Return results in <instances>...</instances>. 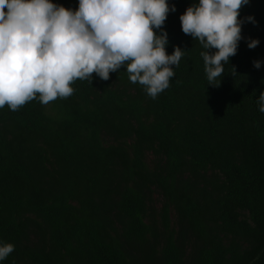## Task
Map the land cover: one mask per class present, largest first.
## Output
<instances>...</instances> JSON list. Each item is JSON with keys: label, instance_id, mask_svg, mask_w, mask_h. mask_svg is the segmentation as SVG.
Listing matches in <instances>:
<instances>
[{"label": "trees", "instance_id": "1", "mask_svg": "<svg viewBox=\"0 0 264 264\" xmlns=\"http://www.w3.org/2000/svg\"><path fill=\"white\" fill-rule=\"evenodd\" d=\"M192 2L168 0L166 51L186 50L155 99L122 67L0 108V264H264V0L241 8L219 87L181 30Z\"/></svg>", "mask_w": 264, "mask_h": 264}, {"label": "clouds", "instance_id": "2", "mask_svg": "<svg viewBox=\"0 0 264 264\" xmlns=\"http://www.w3.org/2000/svg\"><path fill=\"white\" fill-rule=\"evenodd\" d=\"M248 3L196 0L180 14L182 32L204 49L207 85L219 87L224 66L237 52L240 10ZM175 10L168 0H78L75 9L52 0H0V108L17 111L37 97L43 105L68 98L76 80L91 83L95 74L106 81L122 67L131 83L155 99L169 87L186 50L173 45L171 54L166 51L163 25ZM258 44L247 40L250 49ZM253 66L259 69L261 61ZM257 104L264 113V90ZM13 251L12 243H0V261Z\"/></svg>", "mask_w": 264, "mask_h": 264}]
</instances>
